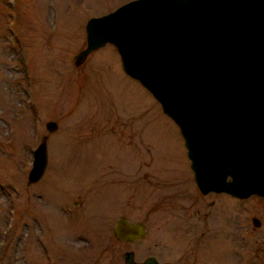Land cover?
<instances>
[{
    "label": "rangeland",
    "instance_id": "1",
    "mask_svg": "<svg viewBox=\"0 0 264 264\" xmlns=\"http://www.w3.org/2000/svg\"><path fill=\"white\" fill-rule=\"evenodd\" d=\"M129 1L0 0V264H264L263 200L199 192L178 126L113 45L74 64L87 20ZM120 216L145 237L118 241Z\"/></svg>",
    "mask_w": 264,
    "mask_h": 264
},
{
    "label": "water",
    "instance_id": "2",
    "mask_svg": "<svg viewBox=\"0 0 264 264\" xmlns=\"http://www.w3.org/2000/svg\"><path fill=\"white\" fill-rule=\"evenodd\" d=\"M85 32L74 64L106 44L116 48L123 71L178 126L202 194L264 197V0H131L89 18ZM45 127L53 132L57 123ZM46 139L33 150L28 184L45 173ZM112 233L135 242L146 229L120 216ZM122 258L158 264L135 260L133 251Z\"/></svg>",
    "mask_w": 264,
    "mask_h": 264
},
{
    "label": "flooded vegetation",
    "instance_id": "3",
    "mask_svg": "<svg viewBox=\"0 0 264 264\" xmlns=\"http://www.w3.org/2000/svg\"><path fill=\"white\" fill-rule=\"evenodd\" d=\"M200 192V191H199ZM201 193V192H200ZM211 193H214V192H209V193H207V194H211ZM202 194V193H201ZM215 194H217V193H215ZM226 194V193H225ZM205 195V194H204ZM259 198L261 199V200H263V203H264V197H260L259 196ZM263 217H264V205H263ZM253 218H257V217H252V219ZM252 219H251V221H252ZM258 220H259V226H260V219L259 218H257ZM252 224H253V222H252ZM256 227V226H255ZM192 239H194L195 240V238H192ZM137 241H139V240H137ZM136 242V241H135ZM128 243H133V242H128ZM134 256H135V254H134ZM151 257H154L155 259H156V261H157V263L158 264H161L160 262H159V260L155 257V256H153V255H150ZM147 257H149V256H147ZM144 259H146V257L144 258ZM144 259H142V260H137V261H143Z\"/></svg>",
    "mask_w": 264,
    "mask_h": 264
}]
</instances>
